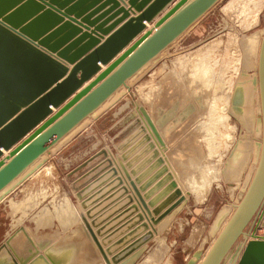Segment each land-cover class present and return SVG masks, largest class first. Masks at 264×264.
<instances>
[{
	"label": "rangeland",
	"instance_id": "rangeland-1",
	"mask_svg": "<svg viewBox=\"0 0 264 264\" xmlns=\"http://www.w3.org/2000/svg\"><path fill=\"white\" fill-rule=\"evenodd\" d=\"M263 31L264 0H218L154 63L126 82L112 107L87 118L58 143L54 153L44 152L39 165L22 176L0 203L5 209L4 213L0 209V222L7 224L8 234L9 225L22 223L18 234L24 230L27 241L42 253L48 239L61 238L77 227L92 240L91 228L112 264L131 257L139 245L161 237L159 244L174 246L167 251L164 264H172V257L176 264H184L183 256L193 258L208 239L216 213L233 203L252 170L254 145L251 154L244 152L236 166L227 165L237 140L242 139L250 150V140L243 137L250 131L222 108L229 102L227 94L237 75L252 58L253 47L247 50L240 40ZM208 45L215 58L205 69L199 51ZM194 55L196 60L189 65ZM182 64L185 67H178ZM246 72L257 78L252 92L248 83L247 94H252L246 100L252 103L247 100V104H252L255 117L260 112L262 120L264 82L260 83L257 69ZM245 115L249 129L255 130L257 122L250 119L249 111ZM260 132L263 139V127ZM178 143L185 149L193 147V161L169 156ZM176 162L182 178L174 168ZM189 163L190 172L183 169ZM33 218L47 223L46 230L33 232L29 225ZM11 237L7 249L12 254ZM207 242L203 256L213 243ZM94 249L102 255L95 243ZM153 252L148 255L145 251L135 264H157L159 261H152L156 258Z\"/></svg>",
	"mask_w": 264,
	"mask_h": 264
},
{
	"label": "water",
	"instance_id": "water-1",
	"mask_svg": "<svg viewBox=\"0 0 264 264\" xmlns=\"http://www.w3.org/2000/svg\"><path fill=\"white\" fill-rule=\"evenodd\" d=\"M217 1L0 0V194L31 171L44 152L57 147L86 118H95L112 107L126 82L136 77L150 59L194 25ZM146 23L152 27L145 31ZM104 35L108 36L104 38ZM256 41L251 60L262 83L264 31L256 34ZM69 65L72 67L68 68ZM102 66L106 67L101 70ZM245 67L237 75L229 102L222 109L236 116L250 131L248 136H241L251 141L250 150H246L243 140H237L227 165L236 166L244 152L251 154L254 145L252 170L233 203L216 213L208 233L207 240L213 243L207 254L203 256L205 249L198 250L186 264H224L229 249L241 239L236 261L225 264H264V222L253 224L257 213L264 208V137L260 134L264 116L262 120L260 112L256 117L251 116L257 122L253 131L244 120L248 86L254 90L257 84L256 74L248 78ZM211 100L210 91L208 105ZM262 111L264 114V108ZM182 145L178 143L168 155H174ZM177 165L176 162L174 168L182 178ZM256 165L258 169L252 177ZM190 194L187 191L186 196ZM260 231L262 234H257ZM89 232L101 256L81 227L61 238L48 239L41 247L42 253L33 248L24 230H20L10 240L19 235L22 246H13L12 254L7 246H2L0 264H102L100 257L105 264H112L91 228ZM149 245L148 242L139 245L133 258H127L128 262L127 259L112 261L135 264Z\"/></svg>",
	"mask_w": 264,
	"mask_h": 264
},
{
	"label": "crops",
	"instance_id": "crops-1",
	"mask_svg": "<svg viewBox=\"0 0 264 264\" xmlns=\"http://www.w3.org/2000/svg\"><path fill=\"white\" fill-rule=\"evenodd\" d=\"M172 5H170L169 7H171ZM134 14H138L137 12L136 13H134ZM130 16H133V13H132V11L130 12ZM200 20V19H199ZM198 20V21H199ZM197 21V22H198ZM113 22V20L109 23V24H111ZM124 21H122L119 25H117V26H120L122 23H123ZM196 22V23H197ZM196 23L194 24V26L196 25ZM193 26V25H192ZM191 26V27H192ZM151 27H152V25H151V23H146V29H145V31L146 30H149V29H151ZM190 27V28H191ZM142 34V33H141ZM255 35L256 34H254L251 38L250 37H247V36H245V37H243L242 38V40H241V43H243V47L244 48H246L247 50H249L250 51V49H248V48H250L251 46L250 45H252V43L254 42V40H255ZM108 35H104V38H106ZM140 36V35H139ZM138 38V37H137ZM247 38H250V40L248 41V42H246V39ZM178 39V38H177ZM135 40V39H134ZM133 40V41H134ZM132 41V42H133ZM176 41V40H175ZM174 42H172V43H170L168 46H166L161 52H163L166 48H168L169 46L171 47V45L173 44ZM210 47H212V45L211 46H204V48H202L200 51H199V53H200V56L202 57H204V59L202 60V61H204V67H205V69H207V66H209V65H207V64H211V62L213 63L214 62V58H215V54H214V50L212 49V48H210ZM160 52V53H161ZM252 52V51H251ZM159 53V54H160ZM244 53V52H243ZM158 54V55H159ZM245 54V53H244ZM249 54L251 55L252 53H250L249 52ZM157 55V56H158ZM157 56H155L154 58H152V59H150L147 63H146V65H149L150 63H154V61H156L155 59H157ZM196 58V56L194 55L193 57H192V59H191V61L189 62L188 61V63H189V65H191L193 62H195V59ZM251 58V57H250ZM212 59V60H211ZM235 61H238V59H237V57L236 58H234V62ZM250 62H252L251 61V59L249 60ZM181 62V60L178 62V63H180ZM236 63V62H235ZM247 65V66H246ZM244 66H246L247 67V69L246 70H251V69H249L250 67H248V62L244 65ZM251 66H252V64H251ZM72 66L71 65H69L68 66V68H71ZM106 66H102V69L101 70H103L104 68H105ZM178 67H185L183 64L182 65H180V66H178ZM237 67H238V64H237ZM146 68H148V67H146ZM180 68V69H181ZM219 68V67H218ZM186 69V68H185ZM221 69L219 68V70H218V72L220 71ZM218 78V77H217ZM89 82V81H88ZM88 82H86L82 87H84V86H86L87 84H88ZM54 112H55V110H54ZM102 112H104V110L102 111ZM102 112H99L98 113V115H100V113H102ZM90 117H93V116H90ZM90 117H88V118H90ZM94 118V117H93ZM87 120V118L85 119V121ZM78 128H76L75 129V131L77 130ZM74 131V130H73ZM72 133V132H71ZM70 133V134H71ZM69 134V135H70ZM187 143V142H186ZM59 146V145H58ZM58 146L57 147H55L54 149H51L50 150V152L51 153H54L55 152V150H57L58 149ZM195 148V147H194ZM196 149V148H195ZM191 151H192V154H191V156H186L187 157V159L189 158H193L194 156H193V154H194V149H193V147H191ZM49 152V153H50ZM6 154V153H5ZM42 160V159H41ZM41 160H39L38 162H37V164H36V166H38L39 165V163H40V161ZM192 161H193V159H192ZM190 164L191 163H189L188 165H186L185 167H183V169H185L186 171H188V172H190ZM26 175H27V173H26ZM22 180V177L21 178H19L17 181H15L7 190H4V192L3 193H1L0 194V203H2V201L3 200H5L6 199V197L8 196V194L9 193H11L12 192V190L16 187V186H18V184H19V182ZM67 205V204H66ZM64 211H66L67 212V208H66V206H64ZM1 210H2V213H4L5 212V209L4 208H0ZM66 212H64V214L66 213ZM171 224V223H170ZM169 224V225H170ZM13 225V226H12ZM12 225H9V234H8V232H7V224L6 223H4V222H0V248L2 247V246H8L7 245V240H8V238L9 237H11V236H13V235H15V233L17 232V230H19L21 227H22V223H15V224H12ZM29 225H30V227H31V229H33V232H35V231H43V230H46V228L48 227V224L47 223H45V222H43V224H40V221L37 219V218H33L30 222H29ZM168 225V226H169ZM65 227L67 228V225H65ZM166 228H168V227H166ZM165 228V229H166ZM261 232V231H260ZM163 234H165V232L163 233ZM262 234V233H261ZM160 236H162V234H161V232H160ZM161 239V237H159V238H156V240L157 241H155V242H153V240L152 241H149V247L147 248V250H146V254H148L149 255V253L151 252V251H154L153 252V254L156 256V258H154V259H152V261L154 260V261H159V262H157V264H161V262H162V264H164V262H167L166 261V259H167V257H166V254H167V251L169 250V249H171L172 247H174L172 244H168V243H166V242H164V243H162L161 244V242H160V244H159V240ZM163 239V238H162ZM243 241V239H241L240 240V242L235 246V248L234 249H232V247L229 249V251H228V253L226 254V256H225V258H224V260H223V263L225 264V263H229L228 261L229 260H231V261H236V259H237V256H238V254H239V252H240V250H241V246L242 245H240L241 244V242ZM20 243H22V240H21V238H20V236L18 235H16L15 236V238H14V240L11 242V244H12V246H14V247H19V246H22V244L20 245ZM153 243V244H152ZM200 249V248H199ZM229 256V257H228ZM230 258V259H229ZM171 259H173V263L172 264H176L175 263V259L172 257ZM183 262H184V264H186L185 262L187 261V256H183ZM234 263V262H233ZM177 264H179V262H177Z\"/></svg>",
	"mask_w": 264,
	"mask_h": 264
},
{
	"label": "bare ground",
	"instance_id": "bare-ground-1",
	"mask_svg": "<svg viewBox=\"0 0 264 264\" xmlns=\"http://www.w3.org/2000/svg\"><path fill=\"white\" fill-rule=\"evenodd\" d=\"M227 33H228V32H227ZM240 39H241V38H240ZM248 39H249V38L246 39L247 42L249 41ZM228 41H229V40H228ZM240 41H241V40H240ZM256 42H257V41H256V35H255V40H254V42L252 43L251 47H254L255 44H256ZM214 44H215V43H214ZM208 46H209V45H208ZM227 49H228V48H227ZM228 50H229V49H228ZM252 52H253V51H252ZM250 53H251V52H250ZM240 55H241V54H240ZM244 56H245V55H244ZM247 56H248V55H247ZM247 56H246V57H247ZM250 57H251V56H250ZM234 58H236V57H234ZM197 59H198V58H197ZM245 59H246V58H245ZM211 60H212V59H211ZM249 60H250V59H249ZM197 62H198V61H197ZM235 62H236V61H235ZM235 62H234V63H235ZM247 62H248V64H250L249 61H248V59H247ZM223 64H224V63H223ZM251 64H252V62H251ZM207 65H208V64H207ZM246 66H247V65H246ZM249 67H250L249 69H252V68H253V65H252V68H251V65H250ZM245 68L247 69V67H245ZM230 72H231V71H230ZM249 77H251L250 74H249L248 78H249ZM220 78H221V77H220ZM234 81H235V80H234ZM233 83H234V82H233ZM251 90H253V89H251V86H250L249 91L252 92ZM249 91H247V92H249ZM228 92H229V91H228ZM226 94H227V93H226ZM251 94H252V93H251ZM251 94H250V95H251ZM227 95H230V94H227ZM247 95H248V94H247ZM250 95H248V96L250 97ZM254 95H255V93L253 94V96H254ZM249 97H247V98H249ZM227 99H228V98H227ZM254 99H255V98H254ZM247 100H248V99H247ZM247 100H246V106H248V107L245 106V107L247 108V110H246V109H245V110H246L247 112L249 111V115H250V113H251V115H252V113H253L252 111H254V110H252V104H250V103L247 104ZM249 100H250V99H249ZM249 100H248V102H249ZM251 101H252V100H250V102H251ZM251 103H252V102H251ZM254 103H255V102H254ZM253 105H254V104H253ZM210 106H211V105H210ZM227 106H228V105H227ZM249 106H250V107H249ZM254 107H255V106H254ZM253 109H254V108H253ZM249 117H250V116H249ZM250 119H251V118H250ZM249 123H250V122H249ZM185 145H186V143H185ZM185 148H186V147H185ZM185 148H180L178 151H175V152H174V155H176V158H177V159L180 158L179 161H181V158L183 159V158L186 157V156H184L186 153H187L188 156H191V154H192V151H191L190 149H185ZM187 148H188V147H187ZM179 151H180V153H179ZM183 151H184V152H183ZM182 152H183V154H182ZM174 155H173V156H174ZM177 155H178L179 157H177ZM250 156H251V155H250ZM251 158H252V157H251ZM165 159L167 160L166 157H165ZM177 161H178V160H177ZM179 161H178V162H179ZM244 162H245V161H244ZM244 162H243V163H244ZM243 163H242V164H243ZM250 163H251V162H250ZM242 164H241V165H242ZM244 164H246V163H244ZM248 165H249V164H248ZM245 167H246V166H245ZM242 168H243V166H242ZM232 189H233V188H232ZM207 237H208V236H207ZM206 239H207V238H206ZM207 241H208V240H205V241L203 242V244L201 245V247H200L199 250H203V249L205 248V247H204V246H205L204 244H205V243H208ZM209 243H210V242H209ZM207 245H208V244H207Z\"/></svg>",
	"mask_w": 264,
	"mask_h": 264
},
{
	"label": "built area",
	"instance_id": "built-area-1",
	"mask_svg": "<svg viewBox=\"0 0 264 264\" xmlns=\"http://www.w3.org/2000/svg\"><path fill=\"white\" fill-rule=\"evenodd\" d=\"M260 222H264V208L257 213V215L254 218L253 224L256 225L259 224ZM257 234H261V232H258Z\"/></svg>",
	"mask_w": 264,
	"mask_h": 264
}]
</instances>
